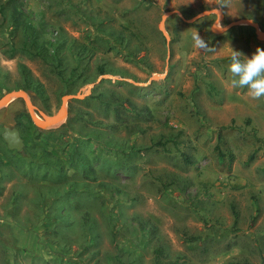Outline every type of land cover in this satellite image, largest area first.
I'll return each instance as SVG.
<instances>
[{"label":"rangeland","instance_id":"rangeland-1","mask_svg":"<svg viewBox=\"0 0 264 264\" xmlns=\"http://www.w3.org/2000/svg\"><path fill=\"white\" fill-rule=\"evenodd\" d=\"M219 2L0 0V99L76 96L54 127L0 109V264H264V98L228 70L264 38L211 30ZM226 3L222 26L264 30V0Z\"/></svg>","mask_w":264,"mask_h":264},{"label":"clouds","instance_id":"clouds-1","mask_svg":"<svg viewBox=\"0 0 264 264\" xmlns=\"http://www.w3.org/2000/svg\"><path fill=\"white\" fill-rule=\"evenodd\" d=\"M215 8L217 19L211 25V30H222L223 26L220 23V9L227 6L226 0H220ZM212 14V9L206 11L198 19ZM191 38L193 46L205 52H214L215 49L201 37L196 30L192 32ZM241 57H244L243 59ZM229 72L232 75L231 84L233 87L247 88L248 93L253 99L264 98V48H257L255 53L249 58L244 56L240 51L232 49L230 55Z\"/></svg>","mask_w":264,"mask_h":264},{"label":"water","instance_id":"water-1","mask_svg":"<svg viewBox=\"0 0 264 264\" xmlns=\"http://www.w3.org/2000/svg\"><path fill=\"white\" fill-rule=\"evenodd\" d=\"M209 11V10H206ZM206 11L201 12L197 16L187 20L188 22H193L198 19L199 16H201L203 13ZM171 13H168L164 16L163 22H162V27L164 26V21L165 19L170 15ZM222 15V13H221ZM239 23H249L254 26L256 29L257 35L261 38H264V30H261L259 24L251 19H243V20H238L235 22H231L227 24L226 26H223L222 30H217L220 32L226 31L229 28L239 24ZM167 35V34H166ZM23 97L26 104L27 108L35 121L36 124L42 127H54L57 126L61 121L64 119L67 109L65 107V103L67 101L73 99L74 95H67L63 98V104L59 108V110L55 114H47L41 110H39L35 104L32 102V100L29 98V95L24 91V90H18V91H13L6 93L1 99H0V109L7 105L14 97ZM40 116H39V115ZM3 138L7 142L8 147L10 149H16L18 151L22 150L23 147L25 146V141L24 138L21 135L20 130L16 126H10V125H5L4 127V132H3Z\"/></svg>","mask_w":264,"mask_h":264},{"label":"trees","instance_id":"trees-1","mask_svg":"<svg viewBox=\"0 0 264 264\" xmlns=\"http://www.w3.org/2000/svg\"><path fill=\"white\" fill-rule=\"evenodd\" d=\"M185 160L187 162H190V160L188 159V156H185ZM155 256H156L157 264H164L163 262L164 254L161 248L155 250Z\"/></svg>","mask_w":264,"mask_h":264},{"label":"flooded vegetation","instance_id":"flooded-vegetation-1","mask_svg":"<svg viewBox=\"0 0 264 264\" xmlns=\"http://www.w3.org/2000/svg\"><path fill=\"white\" fill-rule=\"evenodd\" d=\"M18 128V127H17ZM19 129V128H18ZM20 130V129H19ZM20 132H21V130H20ZM3 134V133H2ZM21 135H22V137H23V134H22V132H21ZM2 137H3V135H2ZM24 138V137H23ZM4 139V138H3ZM5 141V140H4ZM24 141H25V139H24ZM5 143H7L6 141H5ZM8 145V144H7ZM9 148V147H8Z\"/></svg>","mask_w":264,"mask_h":264},{"label":"bare ground","instance_id":"bare-ground-1","mask_svg":"<svg viewBox=\"0 0 264 264\" xmlns=\"http://www.w3.org/2000/svg\"><path fill=\"white\" fill-rule=\"evenodd\" d=\"M221 13H222V12H221ZM221 16H222V15H221ZM221 16H220V17H221Z\"/></svg>","mask_w":264,"mask_h":264},{"label":"crops","instance_id":"crops-1","mask_svg":"<svg viewBox=\"0 0 264 264\" xmlns=\"http://www.w3.org/2000/svg\"><path fill=\"white\" fill-rule=\"evenodd\" d=\"M11 126V125H10ZM13 126V125H12Z\"/></svg>","mask_w":264,"mask_h":264}]
</instances>
